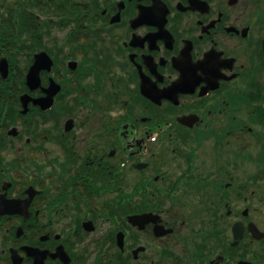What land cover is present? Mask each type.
I'll return each instance as SVG.
<instances>
[{
  "label": "flooded vegetation",
  "instance_id": "obj_1",
  "mask_svg": "<svg viewBox=\"0 0 264 264\" xmlns=\"http://www.w3.org/2000/svg\"><path fill=\"white\" fill-rule=\"evenodd\" d=\"M256 91L264 0H0V264H264Z\"/></svg>",
  "mask_w": 264,
  "mask_h": 264
},
{
  "label": "rangeland",
  "instance_id": "obj_2",
  "mask_svg": "<svg viewBox=\"0 0 264 264\" xmlns=\"http://www.w3.org/2000/svg\"><path fill=\"white\" fill-rule=\"evenodd\" d=\"M87 81H91V78L89 77L87 79ZM264 92H254L253 95H263ZM101 97H99V101H98V106L96 105H92L90 107H84V109L86 111H90L92 113V115L94 117H98L99 113H103L104 109L101 108ZM251 126H256L257 130L260 132H264V126H261L259 124H255L254 123H250ZM261 136V135H260ZM244 137H247L246 134H244ZM263 137V136H262ZM244 144L242 147L241 151L239 153H241L243 156L242 161L244 160H248L246 161L247 163H245L243 165V175H249L248 173L252 172V170H258L262 169L259 173V178L257 179V182H249V184L251 185V189H257L258 194H255L254 196L255 199L253 200V204L252 207H257V210L255 211V213L257 214V221L260 224H264V154H263V150H264V138L261 139L260 137H254L250 140H247L244 138ZM248 144V145H247ZM157 145H154L153 148L155 149ZM159 150V149H156ZM205 153H207V148L204 149ZM263 154V155H262ZM251 156L253 159H251ZM258 157V158H257ZM240 158V159H241ZM255 159H258V163L254 164L256 161ZM209 160V165L210 164H214L212 163V155L210 156ZM237 167V166H236ZM238 169V167H237ZM247 195L250 196V190L248 191Z\"/></svg>",
  "mask_w": 264,
  "mask_h": 264
},
{
  "label": "water",
  "instance_id": "obj_3",
  "mask_svg": "<svg viewBox=\"0 0 264 264\" xmlns=\"http://www.w3.org/2000/svg\"><path fill=\"white\" fill-rule=\"evenodd\" d=\"M34 73H35V77L37 80H40V68L39 66L35 65V70H34ZM30 76H32V70L30 71ZM50 98V101H48L47 103H43V107H48L49 105H51V97H48Z\"/></svg>",
  "mask_w": 264,
  "mask_h": 264
}]
</instances>
